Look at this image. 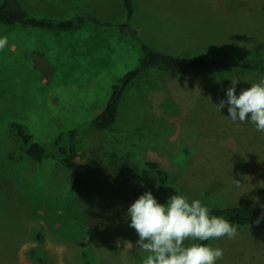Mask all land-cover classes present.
<instances>
[{"label": "rangeland", "instance_id": "374dc122", "mask_svg": "<svg viewBox=\"0 0 264 264\" xmlns=\"http://www.w3.org/2000/svg\"><path fill=\"white\" fill-rule=\"evenodd\" d=\"M20 1L36 16L67 19L78 4L106 22L127 20L124 0ZM132 3L130 27L157 51L180 57L222 51L264 58V0ZM101 30L90 25L72 30L0 27L5 41L0 47V264H40L39 256L50 264H85L84 253L93 264H142L146 254L135 247L138 236L128 226L126 211L145 191L162 204L170 197L157 188L155 174L141 166L147 159L169 171L182 194L209 207L264 210V133L250 123L237 126L226 117L227 107L222 115L215 107L226 99L230 79L241 80L239 94L264 74L158 71L142 77L140 90L122 101L118 131L94 130L89 122L106 106L115 80L141 58L130 41ZM36 52L51 63V79L34 64ZM14 121L43 144H52L62 131L80 129L77 162L93 178L102 166L101 154L119 167L115 141L122 140V149L141 168L120 189L123 196L104 191L97 206L103 228L86 226L77 201L80 188L71 186L60 161L38 162L21 150L9 126ZM237 227L235 239L209 241L224 250L218 264H264V223Z\"/></svg>", "mask_w": 264, "mask_h": 264}, {"label": "trees", "instance_id": "16d2710c", "mask_svg": "<svg viewBox=\"0 0 264 264\" xmlns=\"http://www.w3.org/2000/svg\"><path fill=\"white\" fill-rule=\"evenodd\" d=\"M76 7V14L70 18L55 19L31 14L20 0H0V27L24 26L46 30H72L90 25L98 29L115 32L140 50L141 58L138 66L115 80L106 106L89 122V127L94 130L106 133L118 131L122 101L129 97L131 92L140 90L137 83L142 77L152 76V73L158 71L174 73V75L187 74L201 69L214 73L239 70L240 72L264 74V58L244 57L222 51H209L195 57H180L155 50L150 45L142 42L138 38V31L130 27L129 19L133 16L135 10L132 0H124V7L127 9V20L120 23L103 21L90 13L82 11L78 4ZM32 57L34 64L51 79L53 67L49 60L38 52L34 53ZM9 126L18 137V141H20L21 150L29 158L38 162H42L46 158H52L63 164L69 171L71 186L80 188L77 201L84 211L86 226L92 231H94L95 226L103 228L104 220L98 215L97 206H99L98 201L102 199L101 196H103L104 191L110 189L116 191V194H124L120 189L124 187L126 182L134 181L136 171L141 168L134 165L131 154L122 149V140L119 141L120 138L118 137L115 141L118 142V152L120 153L118 158L119 167L114 168L111 166L101 154L100 157L102 158H100L99 164L101 163L102 166L97 174L93 175V178L90 175L92 173H86L77 162V155L80 151V145H78V137L81 134L80 129L62 131L56 136L52 144H43L41 141L35 140L36 138L24 124L14 121ZM141 166L155 174L156 186L159 190L168 192L170 196L175 192L182 194L172 182L170 172L163 169L158 161L147 159L142 162ZM109 207L110 205L106 207L107 210ZM210 208L214 215L224 217L238 226L252 225L257 218L264 216V210H255L239 205ZM261 223H264V220ZM194 243L208 244L209 241H194L187 246ZM84 259L85 264H93L85 253ZM37 260L40 264H50L43 256L37 257Z\"/></svg>", "mask_w": 264, "mask_h": 264}, {"label": "clouds", "instance_id": "9594fccd", "mask_svg": "<svg viewBox=\"0 0 264 264\" xmlns=\"http://www.w3.org/2000/svg\"><path fill=\"white\" fill-rule=\"evenodd\" d=\"M4 43L0 39V47ZM230 80L226 99L215 105L216 110L221 114L227 107L226 117L232 123L237 126L250 123L257 132L264 133V79L251 83L239 94L237 85L241 80ZM126 217L128 226L138 236L135 247L146 254L142 264H218L224 256L222 248L202 243L186 246L185 241L235 239L238 235L234 222L214 215L202 200L176 192L162 204L151 191H145L130 204ZM262 220L264 216L257 218L255 223L259 225Z\"/></svg>", "mask_w": 264, "mask_h": 264}, {"label": "crops", "instance_id": "0c3cea01", "mask_svg": "<svg viewBox=\"0 0 264 264\" xmlns=\"http://www.w3.org/2000/svg\"><path fill=\"white\" fill-rule=\"evenodd\" d=\"M94 29H96V30H99V31H102L101 29H98V28H96V27H94ZM103 32H106V31H103ZM42 55V54H41ZM44 57V56H43Z\"/></svg>", "mask_w": 264, "mask_h": 264}]
</instances>
